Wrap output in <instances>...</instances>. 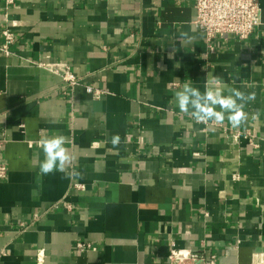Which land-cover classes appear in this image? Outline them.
Wrapping results in <instances>:
<instances>
[{
  "label": "crops",
  "instance_id": "0c3cea01",
  "mask_svg": "<svg viewBox=\"0 0 264 264\" xmlns=\"http://www.w3.org/2000/svg\"><path fill=\"white\" fill-rule=\"evenodd\" d=\"M195 17L192 0H0L14 33L0 53V264H169L172 247L251 264L264 251V23L210 49ZM214 76L255 93L239 127L176 105L183 84L203 92ZM57 134L71 161L40 175L39 142Z\"/></svg>",
  "mask_w": 264,
  "mask_h": 264
},
{
  "label": "built area",
  "instance_id": "2783aa9c",
  "mask_svg": "<svg viewBox=\"0 0 264 264\" xmlns=\"http://www.w3.org/2000/svg\"><path fill=\"white\" fill-rule=\"evenodd\" d=\"M196 10L194 24L202 31L211 49V42L216 36L232 35L240 40L246 39L258 24L256 16L261 17L258 0H192ZM0 53L9 54L10 46L14 41V33L9 27L0 31ZM56 63H43L39 65L48 67L57 73L62 80L63 87H75L79 84L68 65L62 64L59 68ZM55 67V68H54ZM85 91L93 98H98L103 91L92 85H84ZM4 137L0 134V180L7 175L6 164L2 160ZM80 188V184L74 185ZM80 248H89L88 242L77 243ZM38 254V261L41 259ZM169 264H216L215 256L206 254L203 250H182L172 247L167 255ZM251 264H264V251H256L251 258Z\"/></svg>",
  "mask_w": 264,
  "mask_h": 264
},
{
  "label": "clouds",
  "instance_id": "9594fccd",
  "mask_svg": "<svg viewBox=\"0 0 264 264\" xmlns=\"http://www.w3.org/2000/svg\"><path fill=\"white\" fill-rule=\"evenodd\" d=\"M255 23H264V18L256 16ZM181 35L183 37L186 34ZM174 95L180 111L189 114L196 123L212 122L222 125L227 120L234 128L246 122L248 118L245 112L246 104L255 100V93L246 94L239 89L226 86L218 76L212 77L205 84L203 92L188 82ZM119 142L118 135L111 138L114 147L118 146ZM39 145L44 154V160L40 163V175L65 171L66 165L71 161L68 149L64 146L65 137L59 134L45 137Z\"/></svg>",
  "mask_w": 264,
  "mask_h": 264
}]
</instances>
